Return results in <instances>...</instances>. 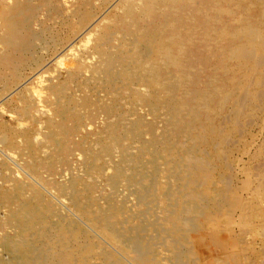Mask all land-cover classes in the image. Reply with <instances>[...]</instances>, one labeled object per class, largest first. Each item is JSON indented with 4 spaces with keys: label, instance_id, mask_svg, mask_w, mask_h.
I'll return each mask as SVG.
<instances>
[{
    "label": "bare ground",
    "instance_id": "obj_1",
    "mask_svg": "<svg viewBox=\"0 0 264 264\" xmlns=\"http://www.w3.org/2000/svg\"><path fill=\"white\" fill-rule=\"evenodd\" d=\"M62 2L0 0L1 92L17 87L22 70L39 64V50L52 41L58 57L93 35L73 66L43 79L51 114L37 117V101L24 88L6 104L13 119L0 118V142L17 154L23 174L0 161V264H117L83 221L141 264L157 263V242L173 228L172 258L184 264L192 249H180L179 239L227 200L226 192L210 191L226 177L215 179L216 155L202 148L220 133L226 91L239 102L250 72L264 68V0H120L102 23L93 7L86 12L88 0H74L72 14ZM57 37L72 41L65 46ZM246 234L206 231L197 264H234Z\"/></svg>",
    "mask_w": 264,
    "mask_h": 264
},
{
    "label": "rangeland",
    "instance_id": "obj_2",
    "mask_svg": "<svg viewBox=\"0 0 264 264\" xmlns=\"http://www.w3.org/2000/svg\"><path fill=\"white\" fill-rule=\"evenodd\" d=\"M5 1L11 3L13 0H5ZM60 1H63L62 3H63L65 10L67 9L66 11L69 14H72V11H73L72 2L74 0H60ZM91 1L92 3L89 2L88 0L85 10L86 12L88 11L87 9L92 11L91 7H93L96 14L97 15L100 14L102 16L101 23L104 21L107 22V19H108L107 15L111 14L115 10L117 11L119 10V6L117 4L119 3L120 0H108V1H104L103 3L100 2L101 0H96V1L91 0ZM262 12H264V6L262 7L261 5L258 9V14L261 17V19L264 20V17H262L264 16V13ZM72 23L74 24V26L80 27V26H83L85 22L81 23L80 20L78 21V18L73 17ZM0 25H1V21H0ZM232 27H233V24L229 23L228 28L231 29ZM262 32L264 34V31ZM60 37L59 38L57 37V38L59 39V41H62L64 38L60 39ZM92 40H93V35L90 34L89 36V34H87L84 37L83 41L76 43L74 47H71V48L68 47L70 49L64 50L58 57L56 56H57V53H60L59 50L55 52L56 54L55 53L53 54V51L55 49L53 48V46L55 45L53 43H55L56 40L52 41V44L50 46H46L44 49H40L38 52V55L43 56V57H41L40 60L38 61L39 64L34 61L32 65L31 64L27 65L22 70L19 83L16 85L17 87L19 86L20 87L15 92H12V93H10V91H14L15 88L17 87L14 86L12 90L11 89L4 90L3 92L0 91V109H1L0 118L6 119L8 121L13 119L15 115L5 110L8 107V106L6 107V104L11 98L14 97V94L16 92L24 88L28 90L27 92L32 97V99H34L35 103L37 101V103L35 104V106L38 104V107L37 106L35 107L37 109V111H35V114L37 115V117H40L42 114H48V115L51 114L52 113V112L50 113L51 110H48L49 113L48 111L45 110L46 108L48 109L49 107H47L43 101V97L46 95L45 94L46 90L44 88V85H46L47 83L43 79L47 76L49 77L50 75L54 76L58 70H63L70 66H73L75 64L74 61H76L75 57L77 54V50L84 45L87 46L86 45L87 43H88V46H90L93 43ZM71 41L72 40L64 39L62 43L65 44L66 46ZM48 47L50 48L52 52L49 50ZM255 61H256V58L255 60H253V63ZM46 68H49V69H47V71L45 72ZM48 72H50L51 74ZM263 72H264V68L258 69L256 73L250 72L249 77H252V80L249 83L245 84V86L243 85L242 88L239 89V94H240L239 96H241L242 98L239 100V102L238 101L234 102V100L231 99L232 98V94H230V92H232L231 89H229L230 91L228 90L229 92L228 94L226 91L225 96L227 97L225 96L224 97H225V100H229V105L231 106L228 105V109L223 110V114H221V116L217 119L220 133H218L215 136V140L213 141L214 142L213 146L209 147V145H203L202 150H205L203 151L204 155L210 154V153L214 154V156L216 155L214 157L215 158L214 161L216 162V164L218 163L215 167L218 173L214 169L215 171H213L212 173V175L216 176V178L215 177L214 178L216 180L222 179L220 173L227 178V180H225L226 178H224L222 179L221 182L219 183L217 182L216 184H213L210 187L211 188L210 191L212 192V194L214 191L216 193L222 191L224 192V194L226 192L225 197H227V200H226V203H224V205L218 206L217 208H213V206L209 207L206 213L207 218L205 216H202V218L199 217L201 219L200 228L189 232L188 235L182 236L179 239L178 246L180 247V249H182V247L189 246L190 250L192 249L190 257L192 259H195V260H192L189 257L184 264H197L196 260L203 247V245L201 246L202 243H200L199 238L206 231H209V230H211L212 234H215L216 237L219 236V233L221 234V232H224V231H231L232 233L242 232L243 234L247 233L246 234L247 238L244 237L241 244H238L239 246H235L236 247L235 249H237L236 252L239 254L238 257L240 258L237 262L239 264H264V77H263L264 73ZM227 77L232 78L229 75ZM229 83L233 84L232 80H229ZM247 91L248 93H246ZM245 100L248 101V103ZM9 103L10 102H8V104ZM241 106L244 107L243 108L244 110H242V113L239 114L238 116V114L235 113V109L240 108ZM238 117L239 119L237 120ZM221 120L223 121V123ZM221 124H223L224 127H222ZM229 127L232 128L230 129L231 133L228 132ZM222 129L223 131L221 132ZM236 129H238L239 132ZM241 130L242 132H240ZM165 133L166 132H164V135ZM207 137L208 136L206 135L205 139H207ZM228 137H229V140H228ZM36 138L39 140L42 138V135L38 134L36 135ZM0 149H1L0 153L2 154V155L0 154V158H1L0 161L1 162L8 161L13 171L17 169V171H15V173H17L16 177H19V178L23 177V174L21 173V168L16 163V162H19L18 161L19 157L17 156V154L10 152V151L7 152L4 149L3 144H1V142H0ZM18 164H20V162ZM109 171L111 170L109 169ZM19 172L21 176L19 175ZM224 174H228V175H224ZM47 191L50 197H54L53 199L59 205L65 208L66 212L70 213L71 211V214L75 218H78L77 216L78 213L74 211L73 207L68 202H66V199L64 197H61L59 193H57L55 188L47 187ZM227 192H228V195H227ZM62 202H65V203H62ZM134 202L135 200L131 197L130 203L133 204ZM184 203L185 202L181 204H184ZM112 207H113V204H112ZM202 210L203 208L201 207L199 211L202 212ZM211 211L214 213H212ZM73 212H75L77 215ZM158 212L159 210L157 211V214ZM158 216H162V213L159 212ZM246 223L250 224L253 227V229L255 230V234H252L251 236L248 235V233H250L249 229L251 228H250V225H248L247 226L248 228H247L245 226L247 225ZM82 226L88 230L89 234L98 237L100 240V243L102 244L104 243L103 246L110 248V250L113 252V259L115 258L119 261L117 262V264H141L140 262L137 261V258L134 252L129 251L122 245L115 242L114 238H112L111 236H104L103 235L104 232L103 233L96 232V230L93 227H91L88 221H83ZM242 227L243 228L246 227L244 228L245 230H243ZM172 230L173 228H169L168 231L166 230L167 235L165 234L160 239L162 242L159 240H158L159 243L157 242L158 245L156 246V251H157V263L156 264H180V263H177L172 258V254H171L170 246H171L172 238L169 237V235H171L170 233H172ZM201 239L203 242H205L204 237H202ZM220 244L223 245L222 241ZM117 260H115V262ZM237 262L235 263L238 264Z\"/></svg>",
    "mask_w": 264,
    "mask_h": 264
}]
</instances>
